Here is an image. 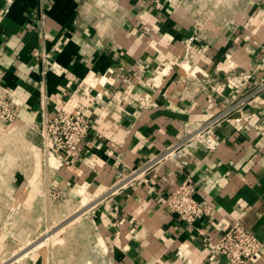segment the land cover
I'll return each instance as SVG.
<instances>
[{
    "label": "crops",
    "instance_id": "1",
    "mask_svg": "<svg viewBox=\"0 0 264 264\" xmlns=\"http://www.w3.org/2000/svg\"><path fill=\"white\" fill-rule=\"evenodd\" d=\"M0 84L23 101L14 127L62 105L94 118L59 167L9 174L11 201L29 187L27 205L1 226L15 232L5 242L28 240L53 191L98 197L81 249L57 262L30 248L8 264H235L214 248L228 222L264 242V0H0ZM219 114L208 125L213 147L150 162ZM185 179L213 203L211 216L189 223L167 207ZM247 264H264V246Z\"/></svg>",
    "mask_w": 264,
    "mask_h": 264
},
{
    "label": "built area",
    "instance_id": "2",
    "mask_svg": "<svg viewBox=\"0 0 264 264\" xmlns=\"http://www.w3.org/2000/svg\"><path fill=\"white\" fill-rule=\"evenodd\" d=\"M194 39V36L186 39L187 47L191 46ZM83 93L87 97L93 96L88 88H84ZM101 93V91H98L96 97L102 95ZM248 98L249 95L244 96L238 101L239 104L245 103ZM22 106L23 101L10 89L0 84V121L3 122L0 127V135L5 134L13 142L20 141L21 146L25 147L24 160H22L25 169L23 167L19 169H23L26 173L28 171L42 172L43 168L53 170L59 167L66 158L75 156L94 121L92 113H89L86 109L62 105L56 110L44 111L37 125L26 123L20 127H14L15 121L20 117ZM222 117L221 114L214 116L209 124L189 136L179 138L163 153L154 156L150 162H159L165 159L184 161L188 157L189 148L195 147L199 142H205L208 147H213L214 142L210 137L208 125L219 122ZM30 129L40 135L38 142L29 137ZM51 157L55 158L54 163L51 162ZM10 170L12 169L9 168ZM28 187L29 183L26 190L23 191L24 193L15 201H11L9 196H6L7 187L5 190L0 191H5L4 198L6 202L4 205L1 204L2 208L9 211L7 212V223L11 218L10 216L26 204V198L23 203H21V198L26 196ZM195 191V183L191 179H185L174 185L163 200L167 207L176 212L184 221L193 223L198 219L211 216L214 212L213 203L206 198H197ZM51 195L55 199L64 198L60 191H53ZM227 224L225 231L215 241L214 248L219 255L235 264H247L258 255L264 246V242L240 222H228ZM2 225L5 226L6 221L0 223V227ZM9 259L0 264L10 263L11 259Z\"/></svg>",
    "mask_w": 264,
    "mask_h": 264
},
{
    "label": "rangeland",
    "instance_id": "3",
    "mask_svg": "<svg viewBox=\"0 0 264 264\" xmlns=\"http://www.w3.org/2000/svg\"><path fill=\"white\" fill-rule=\"evenodd\" d=\"M207 8V11L213 10L212 5H207ZM184 68L189 69V64H185ZM16 123L17 121H15L14 125ZM24 149L25 147L23 148L21 146L20 141L13 142V140L5 134L0 135V191L5 190L6 187L8 188L9 174H11L14 169L22 167L25 169L24 164L22 163V160H24ZM52 159L53 158L51 157V162ZM54 162L55 158L52 163ZM9 168L12 170L9 171ZM40 173L41 171H39V174ZM35 182L36 181H33V184H36ZM2 193H5V191L0 192V204L2 203L4 205L6 200L4 195L2 196ZM25 198L26 196L21 198V203L24 202ZM97 198L98 197L96 196L83 193L80 198L76 199L75 197L55 199L52 195L47 194L45 197L46 211L42 214V219L40 218L39 227L29 229L30 237L27 241L21 242L20 244H16L14 242H8L7 244L5 242L6 239L10 241H12V239H16L13 234L14 230L7 229V227H0V235L2 236L0 237L2 238L0 252L3 257L0 262H5V260L10 257L15 258L18 254H21L30 248L32 249L28 252V255L40 252L43 253L46 258L54 257V261H56L60 255H63L62 257H64V255L68 254L69 251L74 250L76 247L77 250L81 249L79 242H84L85 231L83 233L79 232V227L83 225L88 207ZM25 203L27 205V198ZM2 207L3 206L0 205V208ZM7 214L8 213L6 211H2L0 209V223L3 221H6L7 223ZM17 214V212L13 213L9 219H14ZM50 233L51 235L48 236ZM57 262L54 264L63 263Z\"/></svg>",
    "mask_w": 264,
    "mask_h": 264
},
{
    "label": "bare ground",
    "instance_id": "4",
    "mask_svg": "<svg viewBox=\"0 0 264 264\" xmlns=\"http://www.w3.org/2000/svg\"><path fill=\"white\" fill-rule=\"evenodd\" d=\"M98 85H99V84H98ZM100 85H101V84H100ZM102 87H103V86H102ZM102 89H103V88H102ZM52 158H53V157H52ZM53 161H54V158L52 159V162H53ZM49 235H51V233H50V234H48V236H49Z\"/></svg>",
    "mask_w": 264,
    "mask_h": 264
}]
</instances>
